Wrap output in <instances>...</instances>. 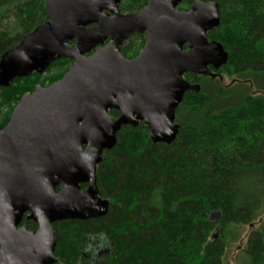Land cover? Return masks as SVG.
Returning a JSON list of instances; mask_svg holds the SVG:
<instances>
[{"label": "water", "instance_id": "water-1", "mask_svg": "<svg viewBox=\"0 0 264 264\" xmlns=\"http://www.w3.org/2000/svg\"><path fill=\"white\" fill-rule=\"evenodd\" d=\"M145 1L121 14V0H44L48 20L1 55L0 88L56 60L71 66L23 94L0 130V264H57L52 225L108 212L96 169L121 129L141 123L152 144L171 145L176 110L185 93L200 90L184 75L213 77L226 65L228 53L207 38L220 24L217 3L195 0L178 11L188 0ZM139 35L143 50L124 58ZM24 216L35 232L20 226Z\"/></svg>", "mask_w": 264, "mask_h": 264}, {"label": "trees", "instance_id": "trees-1", "mask_svg": "<svg viewBox=\"0 0 264 264\" xmlns=\"http://www.w3.org/2000/svg\"><path fill=\"white\" fill-rule=\"evenodd\" d=\"M201 1L218 4L220 24L207 38L228 53L226 65L211 70L213 77L184 75L200 90L185 93L176 110L180 129L171 145L152 144L141 123L121 129L96 169L108 212L52 225L57 264H224L232 229L255 224L235 262L264 264V0ZM145 6V0H121L119 11ZM47 20L44 0H0V57ZM129 48H122L124 58L130 59ZM57 65L59 74L47 80L35 75L0 88V114L7 107L0 130L23 94L58 82L71 62L56 60L45 73ZM20 226L37 230L26 216ZM93 239L108 253L98 256Z\"/></svg>", "mask_w": 264, "mask_h": 264}, {"label": "rangeland", "instance_id": "rangeland-1", "mask_svg": "<svg viewBox=\"0 0 264 264\" xmlns=\"http://www.w3.org/2000/svg\"><path fill=\"white\" fill-rule=\"evenodd\" d=\"M187 7H188V5H186V4L184 5V3H182L179 5L177 10L187 9ZM15 27L16 26H14V28H12V29L16 30ZM18 31L19 30L17 29V32ZM12 33L14 34V32H12ZM144 46H145V43L143 42V38L139 37V36H135L130 43V48H129V51L126 53V55L128 56V58H135L137 55L140 54V52L143 50ZM58 66L59 65L55 66L48 74L47 73L42 74V76H43L42 80H47L49 77L58 75L59 74V71H57V70H59V69H57ZM222 82L224 85H228L230 83V78L224 77ZM40 84H42V83H40ZM46 84L47 83H44V85H46ZM25 85H26V83H23V84H20L19 86L17 85L16 88H18V90H22L25 88ZM6 113H7V107L3 106L1 108L0 116H3ZM215 219H216V217H213V220H215ZM256 227L257 226L255 224V227H253V228H250L248 225H246V226H241V227L235 228V230L232 229V231H231L232 233L229 235L230 239H228L229 245L226 249L225 256L223 258L224 264H236L235 260L238 256L240 250L244 247L248 234L250 233V231L255 230ZM215 231L218 232V230H216V229H215ZM215 231L213 230V232H215ZM89 245L91 248L98 246L99 250H102L101 254L108 253L109 247L107 245H104L101 240L93 239L89 242Z\"/></svg>", "mask_w": 264, "mask_h": 264}, {"label": "flooded vegetation", "instance_id": "flooded-vegetation-1", "mask_svg": "<svg viewBox=\"0 0 264 264\" xmlns=\"http://www.w3.org/2000/svg\"><path fill=\"white\" fill-rule=\"evenodd\" d=\"M191 6H192V5H191ZM191 6H190V7H191ZM178 7H179V6H178ZM190 7H188L187 9L178 10V11H187V10L190 9ZM143 36H145V35H143ZM208 40H209V39H208ZM131 41H132V40H131ZM210 41H211V40H210ZM137 56H138V55H137ZM137 56H136V57H137ZM136 57H135V58H136ZM135 58H130V59H135ZM126 59H127V58H126ZM109 113H110V111H109ZM118 114H119V113H118ZM109 115H110V114H109ZM111 116H113V115H111ZM118 116H119V115L114 116V117H118ZM81 186H82V185H81ZM86 187H87V185H85V188H86ZM85 188H84V189H85ZM84 189H82V190H84ZM101 251H102V250H101ZM101 251L98 252V256H99V254L102 253ZM88 256L91 258V257H92V254L90 253V254H88Z\"/></svg>", "mask_w": 264, "mask_h": 264}]
</instances>
